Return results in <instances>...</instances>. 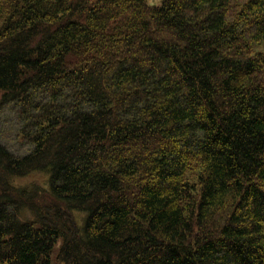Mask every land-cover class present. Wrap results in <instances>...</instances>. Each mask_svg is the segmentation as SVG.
Segmentation results:
<instances>
[{"label": "trees", "instance_id": "trees-1", "mask_svg": "<svg viewBox=\"0 0 264 264\" xmlns=\"http://www.w3.org/2000/svg\"><path fill=\"white\" fill-rule=\"evenodd\" d=\"M154 2L0 0V264H264V0Z\"/></svg>", "mask_w": 264, "mask_h": 264}, {"label": "rangeland", "instance_id": "rangeland-1", "mask_svg": "<svg viewBox=\"0 0 264 264\" xmlns=\"http://www.w3.org/2000/svg\"><path fill=\"white\" fill-rule=\"evenodd\" d=\"M155 0H150L151 4H154ZM4 121L6 122L5 125H3V132L5 131V140L2 139L0 141H4L3 143H5L8 147L13 148V151L18 153L21 151H25L27 149V147H25L24 145H18L15 142L14 139V131L17 130V127L15 125V122L13 120H7L6 117H3ZM3 136V138H4ZM47 184V177L44 176L43 174H34L31 175L27 178L24 179H19L15 181V185L19 186V187H32L33 185L36 186H43L44 188L46 187ZM78 217V216H77ZM82 217L79 215V218Z\"/></svg>", "mask_w": 264, "mask_h": 264}]
</instances>
